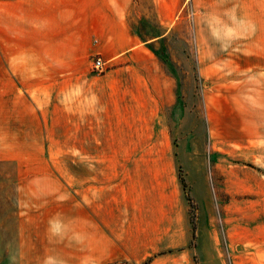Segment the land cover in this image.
I'll return each instance as SVG.
<instances>
[{
  "label": "rangeland",
  "instance_id": "obj_1",
  "mask_svg": "<svg viewBox=\"0 0 264 264\" xmlns=\"http://www.w3.org/2000/svg\"><path fill=\"white\" fill-rule=\"evenodd\" d=\"M133 2L137 34L155 39L149 48L177 82L186 113L176 127L209 151L219 229L225 220L240 244L225 262L264 264V0ZM39 15L36 0H0V264H95L91 209L100 239L119 209L163 207L185 177L181 139L147 122L135 136L75 137L72 107L39 103L17 79ZM111 145L124 151H102Z\"/></svg>",
  "mask_w": 264,
  "mask_h": 264
},
{
  "label": "crops",
  "instance_id": "obj_2",
  "mask_svg": "<svg viewBox=\"0 0 264 264\" xmlns=\"http://www.w3.org/2000/svg\"><path fill=\"white\" fill-rule=\"evenodd\" d=\"M36 5L40 15L35 29L32 22V64L17 76L22 89L34 90L43 105L72 107L63 111L72 112V118L65 119L74 121V136L79 138L135 136L144 122L163 136L170 124L168 130L181 139L175 158L199 208L194 246L191 204L181 181L161 208L119 209L112 223L104 222L100 239L97 210L92 208L95 226L88 248L93 263L145 264L151 259L149 264H226L223 250L231 254L240 244L225 220L223 235L220 232L209 151L196 144L187 127H176L186 113L178 105L177 82L149 48L155 39L137 34L133 0H36ZM97 56L106 63L102 73L93 68ZM77 151L94 150L80 146ZM102 151L124 149L111 145Z\"/></svg>",
  "mask_w": 264,
  "mask_h": 264
},
{
  "label": "built area",
  "instance_id": "obj_3",
  "mask_svg": "<svg viewBox=\"0 0 264 264\" xmlns=\"http://www.w3.org/2000/svg\"><path fill=\"white\" fill-rule=\"evenodd\" d=\"M93 68L96 72L102 73L106 69V63L101 56H97L93 63Z\"/></svg>",
  "mask_w": 264,
  "mask_h": 264
},
{
  "label": "trees",
  "instance_id": "obj_4",
  "mask_svg": "<svg viewBox=\"0 0 264 264\" xmlns=\"http://www.w3.org/2000/svg\"><path fill=\"white\" fill-rule=\"evenodd\" d=\"M180 179H181V182H182V184L184 186L185 191L187 192L188 199L192 202V197L187 191L188 190V184H187L186 179H185V177H184V175L182 173L180 175ZM193 207H194V205H193ZM194 216L196 217L197 215H194ZM196 228H197V225H196V223H194V240H196V238H197V236H196ZM150 261H151V259L146 261L145 264H149Z\"/></svg>",
  "mask_w": 264,
  "mask_h": 264
}]
</instances>
